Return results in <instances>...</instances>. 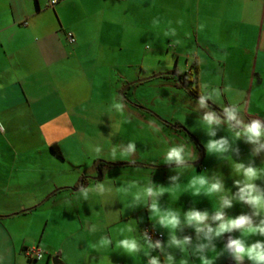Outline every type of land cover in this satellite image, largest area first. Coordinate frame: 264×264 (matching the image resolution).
Wrapping results in <instances>:
<instances>
[{
    "label": "crops",
    "instance_id": "0c3cea01",
    "mask_svg": "<svg viewBox=\"0 0 264 264\" xmlns=\"http://www.w3.org/2000/svg\"><path fill=\"white\" fill-rule=\"evenodd\" d=\"M154 19L159 24H153ZM144 43L154 47L151 60L162 61L163 53L174 48L177 64L185 61L183 70L152 69L154 77H191L199 94L203 84L210 83L224 96V101L209 100L212 108L221 111L232 103L243 104L246 119L258 116L249 111L264 101V0H64L55 7L47 6L45 0H0V135L12 144L13 140L26 143L28 136L20 139L14 134L20 112L25 127L32 118L46 114L40 123L42 147L0 152V264H54L53 258L62 264H103L104 256H111L105 263L120 264L116 249L97 245L105 235L117 236L112 226L130 218L136 207L119 203L115 189L125 183H111L108 172L147 165L96 163L97 158L90 164L89 156L73 152L72 147L84 137L77 122L88 120L81 111V90L87 89L92 99L95 92L119 95L145 81L148 55L133 50V60L131 56V48ZM131 66L139 79L133 83ZM243 93L248 98H237ZM65 101L72 104V113H48L51 105ZM162 123L187 133L178 122ZM55 145L61 155L52 150ZM196 147L192 152L200 159L188 164L210 171L205 162L209 153L202 152L198 143ZM44 156L71 166H60L52 182ZM3 160L11 163L3 167ZM38 160H42L41 169L33 166ZM222 172L233 175L231 181L239 178L219 167L217 174ZM98 182L112 191L97 194L93 190L87 200L82 199L79 187ZM256 182L264 185V179ZM138 219L140 226L150 224L142 215ZM72 222L77 229H71ZM163 234L164 240L165 229ZM257 238L261 237L250 236ZM34 250L43 257L32 258L28 251ZM230 256L224 252L218 262L224 264ZM249 263L247 258L242 262Z\"/></svg>",
    "mask_w": 264,
    "mask_h": 264
},
{
    "label": "rangeland",
    "instance_id": "374dc122",
    "mask_svg": "<svg viewBox=\"0 0 264 264\" xmlns=\"http://www.w3.org/2000/svg\"><path fill=\"white\" fill-rule=\"evenodd\" d=\"M153 48L154 47H152L150 44L145 43L141 47L131 48L132 60L135 56L133 50H136V52L138 51L141 56L148 55L146 58L145 67L149 71L147 72L146 78H142L146 79L145 81H142L138 84L135 83L128 89L126 87V89L123 91L124 93L121 92V94L119 95H98L95 92L92 95V99L91 96H89L90 94L87 89L81 90V98L84 101L81 111L84 116L88 117V120L77 122L78 129L81 131V134L84 137L81 144L72 147V151L83 154V157L89 156V159L85 158L83 161L87 159L88 163L90 164L95 158H97L96 163L100 162L101 160L107 161L109 163H130L131 161V163H144L147 165H129L126 167H116L112 169L113 173H110V171L108 172L109 177L111 178V183L117 181L126 184L127 181L136 179L142 184L147 181L148 177H151L154 182L167 184L170 182L168 180L169 175L173 174L175 169L173 168V166H170L171 164L162 161L163 152L161 151V149H166L169 143L183 142L189 146L191 151L196 150L194 149V147L197 148V143H200L202 145L204 151L207 150L205 147V141L208 139V136L205 130L197 122L198 113L196 111H188L189 108L191 109L192 107L197 106L196 97H194L190 92V89L194 84L188 83L187 85H183L180 83V80H174L173 78L165 77H154L156 74H151L152 69H159L160 67H167L172 69L177 68L179 70H183L185 68L184 59H181V62L177 64V55H175L174 48H171L168 52L163 53L162 61H159L158 57H155L151 60L149 58V54L152 53ZM130 70L132 75L131 82L133 83L135 81H138L139 79L134 78V72L136 71V69L131 66ZM204 85L205 84H203V91L205 90ZM246 97L248 98V94L246 95L245 93L237 96V98H239L240 100H243ZM114 99L121 100L123 102V105L130 103L144 107L146 111L134 106H130L129 108H127L124 105L123 113L117 112L114 109H110V105ZM218 99H223L222 101H224V96L221 94ZM188 102L189 107H186ZM260 102L262 103L257 107L252 106L249 114H256L264 119V101ZM239 105L241 106V114L246 119L247 117L244 114L246 106H244L243 104ZM71 109L72 104L68 101H65V103H61L59 106L51 105L48 113L58 114L64 111H71ZM199 111L203 112L204 109L200 108ZM77 112L79 111L77 110ZM21 113L22 112H20L18 117L17 126H15L14 128V134L16 136H19L20 139L22 138V136H28L30 140L26 143H14L13 140L12 144L10 142H6L3 139L4 137L0 135V152L3 153L8 151H20L27 149L36 150L39 146L42 145V138L39 137L42 128L40 123L41 118L46 117V114L42 113L41 115H39V117H36L34 119L32 118L30 120V126L25 127L24 121L21 118ZM70 113H72V111ZM161 120L167 121L170 124L172 121L178 122L185 128L184 130L188 132L185 133L183 130L174 129L173 127L163 124V121ZM154 126L159 128V132L153 130ZM2 128L3 126L0 124V129ZM5 128H7V126H5ZM220 135L230 134L228 133L226 127L222 126L217 131V136ZM176 138L178 139V141L176 140ZM129 141L135 142V150L128 156L120 155L119 153L127 147ZM233 147L234 149H238L231 153L234 160L244 162L252 161L255 164L257 162L259 164L264 163V159H261V154L264 151L259 154H253V145L250 142L245 141L243 138H238L234 142ZM97 148H99V150H97ZM44 157L45 158L43 160V164L46 165L48 162L49 167L51 168L50 178L52 182L56 177V174L60 173L57 170L60 166L62 167V169L64 168V166H67V168H70L71 166L70 164L60 165L59 161L53 158L48 159L46 158V156ZM198 159L200 158L197 155L194 160ZM205 162L206 165H209L210 171L214 172L215 174H217V169L219 167L229 169L233 173L235 172L233 161L232 159H229L228 154L220 156L209 153V155L205 159ZM8 163H11V160H3L1 166L7 167L9 166ZM19 163L20 160L18 164ZM41 163L42 160L33 162L34 168L41 169L43 166ZM173 163L175 162H172V164ZM29 165L31 166V164ZM19 166H21V164H19ZM33 166L31 167L32 169ZM192 168L194 167L191 164H188V166L184 168V171L181 175L182 182L186 183L188 178H190L194 174ZM196 171L200 172L199 167L197 166ZM224 176L226 187H229L230 190L235 191L236 187L238 186L234 185L233 181L229 179L233 178L234 176L228 174ZM116 198L117 200H120L119 203H122L124 207L127 206L128 198L124 197L123 194L118 195ZM161 203L163 205L172 204L174 207L179 206L182 208V211L186 210L190 206H193V204H195L196 207L201 208V206H203L202 208H208L209 210H212L218 203V199L217 194H212V196L209 198L203 193L199 194L198 196H194L189 191L185 190L181 193L165 192L161 196ZM227 211L230 214L235 215L242 211L250 212L251 208L249 205L243 202L234 201L233 205L228 208ZM134 212L135 213H132L130 218L125 219L122 222L112 226V230L117 234V236L122 235L120 233V227L132 222L134 219L138 222L139 215H142V217H144V221H149L150 224L145 223L143 226H140V224L137 223V235L143 233L147 225H150L152 227L149 210L146 207L141 206V208H138L137 206ZM152 228L158 230L163 234L164 229L159 228V226ZM71 229H77L74 223L72 224ZM123 234H127V232L125 231V233ZM178 234H190L193 236V240H195V231L189 226H184L183 228L178 229ZM216 244L218 250H222L219 248H222L224 244L223 236L217 238ZM175 251L177 258H180L183 255V253L179 250ZM116 252L117 256L120 259V263L146 264L147 256L143 255V253L137 254V256L132 257L131 255L123 253L117 249ZM158 252L159 249L152 250V254H157ZM160 255L161 259H163V253H160ZM219 256L216 258L215 264H220L218 262ZM110 258L111 256L101 257L100 262L103 264H107L105 262H109ZM189 259L192 261V264H199L198 258L190 256Z\"/></svg>",
    "mask_w": 264,
    "mask_h": 264
},
{
    "label": "clouds",
    "instance_id": "9594fccd",
    "mask_svg": "<svg viewBox=\"0 0 264 264\" xmlns=\"http://www.w3.org/2000/svg\"><path fill=\"white\" fill-rule=\"evenodd\" d=\"M177 23L182 21L177 20ZM153 24H159V20L154 19ZM170 31L174 33L175 28ZM204 89L196 99L197 106L189 108L188 111L198 113L197 122L208 136L205 141L207 152L220 156L228 154L229 159H232L236 176L239 177L233 180V184L238 187L235 191L226 187L223 172L220 175L206 169L197 172L195 167L194 174L186 183L182 182L184 168L197 154L183 142L169 143L166 149H161L162 161L169 164L175 162L172 165L175 171L168 177L169 183H157L148 177L145 183L141 184L138 180L131 179L115 189L117 193L128 198L127 207H146L149 210L152 227L159 226L165 229L166 239H153L148 229L137 235L138 222L134 219L120 227L122 235L119 237L115 234L105 235L97 246L111 247L132 257L143 253L147 256L146 264H192L190 256L198 258L199 264H215L216 258L224 252L229 253L236 264H242L246 258L251 264H264V185L256 182L258 179H264V163L257 165L252 161H237L231 155L233 151L238 150L233 147L238 138H243L253 145V154L264 151V119L259 116L245 119L241 114V106L237 103L223 107L222 112L218 111L212 108L208 101L216 102L221 96V90L210 83H206ZM188 105L189 102L186 107H189ZM200 108L204 111L200 112ZM110 109L123 113V102L114 99ZM222 126L226 127L230 135L217 136V131ZM153 130L159 132L158 127L154 126ZM135 148V142L129 141L127 147L119 154L128 156ZM93 190L97 194L112 191L105 183L98 182L94 185L83 184L78 192L82 199L87 200ZM185 190L194 196L203 193L209 198L212 194H217L218 203L212 210L199 208L193 204L183 211L179 206L161 203V196L165 192L181 193ZM234 201L249 205L251 211L230 214L227 209ZM184 226L194 229L195 240L190 234H178V229ZM125 231L127 234H123ZM234 232L237 234H233ZM224 233L229 235L222 248H219L222 250H218L216 240ZM253 234L261 238L250 239ZM153 249H159V252L152 254ZM175 250H179L183 255L177 258ZM160 253H163V259Z\"/></svg>",
    "mask_w": 264,
    "mask_h": 264
},
{
    "label": "built area",
    "instance_id": "2783aa9c",
    "mask_svg": "<svg viewBox=\"0 0 264 264\" xmlns=\"http://www.w3.org/2000/svg\"><path fill=\"white\" fill-rule=\"evenodd\" d=\"M46 1V5L49 7H55L56 5H58L60 2L64 1V0H45ZM68 38L70 40V42H74L75 41V36L73 34V32H69L68 33ZM145 229H148L149 234L153 237V239L155 238H160L162 240V238L164 237V235L160 232H158L156 229L152 228L150 225H147L145 227ZM30 252L29 254L33 257H35L36 259H40L43 257V253L41 251L38 250H34V251H28Z\"/></svg>",
    "mask_w": 264,
    "mask_h": 264
},
{
    "label": "trees",
    "instance_id": "16d2710c",
    "mask_svg": "<svg viewBox=\"0 0 264 264\" xmlns=\"http://www.w3.org/2000/svg\"><path fill=\"white\" fill-rule=\"evenodd\" d=\"M183 80H184V82H183ZM195 81H196V80L193 79V78H191V77H185V78H181V77H180V83L183 84V85H185V84L187 85L188 83H192V82H195ZM190 92H191L195 97H198V96H199V92H198V90H197V87H195V86H193V87L190 89ZM187 132H188V131H187ZM198 146L200 147V150H202L203 152H205L204 149H203V147H202V145H201L200 143H198ZM52 150H53L56 154L61 155V152H60L58 146H56V145H55V146H52ZM228 235H229V233H225V234H223V241H224V242L226 241ZM120 264H122V263H120ZM224 264H236V262L234 261V259L232 258V256H230V257L225 261Z\"/></svg>",
    "mask_w": 264,
    "mask_h": 264
},
{
    "label": "water",
    "instance_id": "95a60500",
    "mask_svg": "<svg viewBox=\"0 0 264 264\" xmlns=\"http://www.w3.org/2000/svg\"><path fill=\"white\" fill-rule=\"evenodd\" d=\"M178 77L180 79V76H178ZM177 127H181V126H177ZM182 128L185 129L184 127H182ZM198 162H196V163H198ZM52 261H53L54 264H62V261L59 258H53Z\"/></svg>",
    "mask_w": 264,
    "mask_h": 264
}]
</instances>
